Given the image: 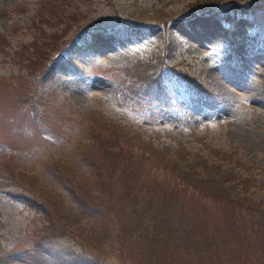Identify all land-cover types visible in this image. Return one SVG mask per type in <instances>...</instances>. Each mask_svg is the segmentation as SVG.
Returning a JSON list of instances; mask_svg holds the SVG:
<instances>
[{
	"label": "rangeland",
	"instance_id": "1",
	"mask_svg": "<svg viewBox=\"0 0 264 264\" xmlns=\"http://www.w3.org/2000/svg\"><path fill=\"white\" fill-rule=\"evenodd\" d=\"M183 2L173 0L167 10L175 16L161 18L156 0H0V264H57L33 249L36 230L48 226L49 208L32 210L13 199L12 174H27L46 190L58 225L47 249L58 259L95 255L108 264L148 263L133 239L125 237L120 250L117 234L126 222L120 192L109 200L99 188L107 181L99 167L120 160V146L109 142L103 156L96 138L101 126L142 135L172 166L191 171L193 182L197 172V181L214 184V177L222 190L229 182L236 187L181 191L175 179L147 165L138 178L123 181L134 190L147 184L154 198L173 192L178 209L172 219L182 234L200 219L216 226L222 209L206 198L235 195L245 179L251 181L241 196L264 203V19L229 11L185 20ZM140 62L143 78L128 76ZM161 69L156 98L148 75ZM85 116L96 129L81 134L77 119ZM218 150L232 153V160ZM232 172L243 180L233 181ZM112 176L119 181V174ZM113 202L115 217L100 207ZM252 238L264 254V236ZM212 244L203 264H257L251 251L219 261L230 246Z\"/></svg>",
	"mask_w": 264,
	"mask_h": 264
},
{
	"label": "trees",
	"instance_id": "2",
	"mask_svg": "<svg viewBox=\"0 0 264 264\" xmlns=\"http://www.w3.org/2000/svg\"><path fill=\"white\" fill-rule=\"evenodd\" d=\"M156 1L161 8H159L156 13L159 14L160 12L159 15L161 18L168 16V14L175 16L173 11L170 9L167 10L169 5H173V0ZM184 2L186 4L183 8L182 14L184 15L182 16H188L185 20L189 17H198V15L201 14L204 16L208 15V13H225L229 11L235 13L243 11L246 14L245 17L255 19V21L264 19V0H184ZM261 22L262 21H260V23ZM73 43H76V41ZM34 46L36 47L37 45L34 44ZM38 56L39 55L35 58V61H37ZM142 66L143 63L140 62L137 68L132 71L127 69L128 71L126 74L131 77L136 76L137 79L143 78L145 72L143 73L139 69V67ZM133 72L139 73L135 75ZM161 72L162 69L161 71L158 70L152 73L153 75L151 73L148 75V77H151L148 80L153 84V88L156 87V98L162 93L160 91L158 94L157 90L161 83V79H158L160 77L159 73ZM154 76L155 79H152ZM199 92L205 93L208 97L212 96L206 93L207 91L204 88L199 89ZM77 122V132L79 131L81 134H87L88 131L96 129L89 125V123L92 122L89 116L79 118ZM100 130L101 132L98 133L96 138L103 156L107 155L106 150L108 149L107 144L109 142H116L120 146L117 153L120 160H113V165L110 166L104 164L105 168L104 166L99 167V172L104 173L107 179L106 183L99 184V188L101 189L102 187L103 194H105V197H108L109 200L112 197L113 191L120 192L122 200L120 203V213L126 218L122 230L117 234L118 239L121 241V252H123L122 247L128 243L125 237H128L129 239H133V242H135L134 245L140 250L141 254L138 253L139 259L148 261L147 264H203V258L209 256L206 255V251H208L209 245L213 243L212 245L218 247L226 248L230 246V249L226 248L225 251L220 252V254L218 253L217 257L220 259L219 261L226 260L229 255L232 254L241 258L238 251L245 254L247 251H251L250 254L256 257L254 261L257 264H264V262L261 261L264 254L258 250L260 245L251 243L252 237H254L255 234L261 237L264 236V203L255 204L253 201L249 200V202L241 196V193L244 192L243 190L249 187L248 185L251 179L243 180L241 176L237 177V174L235 175V173L232 172L230 178L233 181L238 182L239 179L243 180L244 185H241V192L238 191L234 193L235 195L227 194L225 196L217 194L216 197L206 198L212 203L213 207L222 209V211L220 213L218 212L214 217L215 221H218V223L215 224L216 226L206 225L204 219H200L196 225H191V223H189L191 227H188L187 231H184L182 234L179 230L181 227L179 226L180 222L176 223V221L172 219V215H176L178 209L176 199L175 201L173 200L175 195L173 192H168L166 190L162 197L158 196L154 198V192L147 184H145V187L141 190H134L135 187L128 188V186L123 184V181L131 177L138 178L136 174L139 173V169L147 165L150 170L164 171L172 177V179H175L181 191H186L188 189L195 191L202 187L206 193L210 190L211 192H217L222 190L220 182L214 180V177V184H211L208 180H201L202 182L197 181V172H194L195 179L193 182L189 175V173L192 174L191 171H189V173H183L182 170L184 168L181 169L182 166H172L167 161L169 159L166 153L161 154L152 143L151 145L146 144L142 139V135H134V133L129 134V132L121 129L119 130V134H117L111 125H108L106 128L101 126ZM80 140V137H77L74 142L77 143ZM141 150L143 154H137V152ZM217 153L222 159L232 160L233 155L228 151L222 152L218 150ZM91 159L93 160L91 164L93 167H96L93 156ZM100 162L104 163L103 161ZM114 172L120 176L117 182L113 180L112 175ZM11 179L17 181V185L15 186L17 189L11 192L9 190L13 199L21 198L25 202H28L32 210H36L38 205H44L46 208H49L48 214L50 213L51 218L48 220V226H51L49 228L43 225L36 230L39 231L38 236L34 238L33 244V249L36 253H42L49 257V259H55L57 264H108L105 257L101 258L95 255L93 257L87 256L88 258L73 256V258L68 260L63 257L58 259L55 253H50L47 249L48 243L46 241L49 240L48 238L55 236L54 233H56V226L58 225L56 224L55 213L51 210V201L46 197V190L44 188L39 189L38 180L33 179L27 174L19 175L17 178L12 174ZM62 184L64 187V184L68 183L65 181ZM117 187H119L118 190L115 189ZM235 188L236 187L232 186V182H229L227 189L222 191H235ZM155 189L161 188L156 184ZM87 199L89 202H93L95 198L91 195V197ZM115 205L114 202L111 205L104 203L100 205V207L103 206L107 208L108 212L114 214L113 217H115L117 212L114 207ZM96 208L97 207H95V209ZM168 208L171 210L166 212ZM183 214L184 213H182V215ZM183 216H181V220ZM176 230H178L179 235L177 234V236H174L173 233ZM162 234H166L167 236L166 240L163 238V243L159 240ZM178 248H180L181 251H177ZM176 253L179 254L177 255Z\"/></svg>",
	"mask_w": 264,
	"mask_h": 264
},
{
	"label": "bare ground",
	"instance_id": "3",
	"mask_svg": "<svg viewBox=\"0 0 264 264\" xmlns=\"http://www.w3.org/2000/svg\"><path fill=\"white\" fill-rule=\"evenodd\" d=\"M99 40H101V39H99ZM100 42V41H99ZM102 43V42H101ZM105 44V43H104ZM102 49V48H101Z\"/></svg>",
	"mask_w": 264,
	"mask_h": 264
}]
</instances>
